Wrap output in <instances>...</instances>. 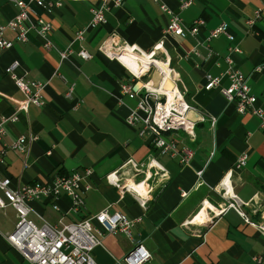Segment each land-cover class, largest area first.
Instances as JSON below:
<instances>
[{
    "label": "crops",
    "instance_id": "1",
    "mask_svg": "<svg viewBox=\"0 0 264 264\" xmlns=\"http://www.w3.org/2000/svg\"><path fill=\"white\" fill-rule=\"evenodd\" d=\"M180 1L163 0L184 26L197 18L205 21L195 36L165 33L168 15L152 0H122L120 6L110 0L106 21L97 26L90 25L91 8L101 0H61L50 12L32 3L33 16L52 24L46 36L55 46L51 50L44 49V38L33 32L25 43L18 42L14 32H5L12 46L0 50V117L13 114V100L23 99L5 72L10 64L18 62V76L45 86L42 106L30 105L16 121L5 124L0 145L9 146L24 136L26 151L6 148L0 178H9L15 188L51 185L56 175L77 173L89 185L88 191H80L84 204L78 210L66 194L55 202L57 209L51 198L30 201L29 220L36 225L81 221L105 208L139 219L131 237L121 232L100 235L101 244L92 252L96 264H122L136 244L150 253L144 264H264V232L235 208L214 215L235 201L250 221L264 219V130L256 116L238 113L219 88L204 89V75H221L227 48L234 45L240 52L230 53L233 64L247 77L256 104L264 109V0H193L185 9ZM256 10H261V18L248 25ZM16 12L14 2L0 0V25ZM221 23L234 39L207 40ZM81 30L83 39L75 40ZM67 47L72 53L59 62L57 51ZM81 48L91 57L81 58ZM127 48L134 54L114 56ZM208 49L213 55L206 60ZM138 54L169 62L176 89L205 115L194 125L193 138L183 131L166 134L176 143L174 156L160 153L151 136H140L138 126L126 123L137 103L120 93L121 83L133 80L130 72L143 74L153 64L138 85H161L156 64L141 61ZM228 84L223 78L221 86ZM30 135L36 137L32 142L27 141ZM184 148L192 152L188 163L181 162ZM243 154L246 165L236 170L235 162ZM110 174L134 193L109 182ZM138 198L145 200L144 206ZM16 220L11 206L0 209V264H32L6 238ZM93 225L100 229L95 221Z\"/></svg>",
    "mask_w": 264,
    "mask_h": 264
},
{
    "label": "built area",
    "instance_id": "2",
    "mask_svg": "<svg viewBox=\"0 0 264 264\" xmlns=\"http://www.w3.org/2000/svg\"><path fill=\"white\" fill-rule=\"evenodd\" d=\"M17 8L15 16L0 25V50L8 49L12 46V41L5 36L6 31L15 33L16 40L25 43L29 39L30 33H35L44 38L43 48L46 50L55 49L53 43L46 38L47 34L52 30L50 21L41 16H33L32 3L44 8L47 12L53 10L54 7L60 6L61 0H11ZM102 3L98 6H93L91 26H97L104 23L105 11L108 9L107 2L110 0H101ZM115 6H120L122 0H111ZM158 4L160 10L168 15V23L165 33L174 34L178 36H195L199 33L205 21L202 18H197L190 26H184L181 17L173 12L163 0H152ZM193 0H181L180 8L185 9L192 4ZM261 18V10H256L254 17L247 21L248 25H253L255 20ZM84 31H78L75 40L83 39ZM224 36L228 41L234 39L233 35L228 32L226 24L221 23L209 32L208 39ZM110 39V38H109ZM108 39V40H109ZM161 47L160 44L156 47ZM107 47L104 45L102 50ZM59 62L68 58L72 53L71 48L67 47L63 50H58ZM240 52V49L234 45H229L227 48V55L224 57L226 63L225 71L219 75L214 76L209 73L204 75V89L212 90L219 88L221 94L228 102L236 104V110L240 114L250 113L256 116L260 121V127L264 130V109L259 107L257 97L252 94L251 88L248 84L247 77L242 71L236 68L230 53ZM197 53V52H196ZM78 55L83 59L91 57L84 49H80ZM213 52L208 49L205 59H209ZM173 74V68L170 67L169 62H165ZM18 62H13L6 69L5 72L14 80L16 88L22 94V100H13L15 104V111L9 117H0V137L4 133V127L7 122L16 121L19 112H27L30 105L42 106L44 104L43 90L45 84L35 80H25L15 73ZM150 64L148 70L140 75L130 72L133 80L127 83H121L120 93L130 99H136L137 103L134 108L130 109L126 117V123L132 126H138V133L140 136H151L153 146L162 154L170 156L176 155L177 146L172 137L166 136L175 131H183L189 137H194V125L199 120H204L205 115L192 108L184 96L176 89L175 78L170 76L171 82L174 83L175 89L173 100H168V94L161 90V85L152 88L147 85H138L141 77L147 74L151 69ZM223 78L229 81L226 87L221 86ZM73 91V86L69 85L67 95L70 96ZM212 125L216 120L211 119ZM36 137L30 135L27 141L32 142ZM26 137L20 136L17 140L12 142L9 146L0 145V163L4 162V155L6 148L15 149L19 151H26ZM181 162L188 163L192 157V152L184 148L181 150ZM247 155L243 154L237 158L235 162V169H242L247 162ZM133 164L132 161H129ZM89 170L86 174H89ZM201 172H199L200 175ZM109 182H112L116 187L121 189L124 185H120L118 178L114 174L107 177ZM82 176L77 173L70 175H56L54 182L51 185L36 183L32 185H21L12 188L9 178H0V209L11 206L16 212L17 222L14 230L6 234V238L10 245L14 247L26 260L32 264H96L94 262L92 252L101 244L100 235L103 233H123L131 237V233L139 219H131L120 212H110L105 208L84 220L71 222L49 224L44 222L41 225H36L29 220L31 207L29 202L39 199L41 197L51 198L54 202V207L57 209L55 202L61 194H66L72 198V206L74 210L80 209L84 204V200L80 191H88L89 185L82 183ZM126 191L134 193L133 189L124 186ZM123 190V189H122ZM123 192V191H122ZM141 205H145V200L138 198ZM235 208L244 217L247 223H250L264 232V219L260 223H254L249 220L247 215L241 211L240 204L235 201L229 202L226 207L220 208L218 212L214 211V215H219L224 212L225 208ZM95 221L100 229L93 225ZM150 253L144 248L142 244L136 246L120 260L122 264H144L150 258ZM260 258L257 262H260Z\"/></svg>",
    "mask_w": 264,
    "mask_h": 264
},
{
    "label": "bare ground",
    "instance_id": "3",
    "mask_svg": "<svg viewBox=\"0 0 264 264\" xmlns=\"http://www.w3.org/2000/svg\"><path fill=\"white\" fill-rule=\"evenodd\" d=\"M121 50V49H120ZM117 54H115L114 56L116 57H120L123 53H128V54H134L133 50L131 48H127L125 49V51H121V52H116ZM153 55V54H152ZM152 55L150 54H141V55H137L136 57L138 59H140L141 61L143 62H146V63H155L156 64V68L157 69V73L158 75L160 76V81H161V90L166 92L168 94V100L169 101H172L173 100V94H174V90L175 89V86L172 87V84L171 81L169 78L171 76V71L170 69L168 68L167 64L164 62V63H161L159 61H154L153 60V57ZM136 58V59H137ZM152 85V84H150ZM155 87V86H153Z\"/></svg>",
    "mask_w": 264,
    "mask_h": 264
},
{
    "label": "water",
    "instance_id": "4",
    "mask_svg": "<svg viewBox=\"0 0 264 264\" xmlns=\"http://www.w3.org/2000/svg\"><path fill=\"white\" fill-rule=\"evenodd\" d=\"M169 82H171V81H169ZM171 84H172V87H174V83H173V82H171Z\"/></svg>",
    "mask_w": 264,
    "mask_h": 264
}]
</instances>
